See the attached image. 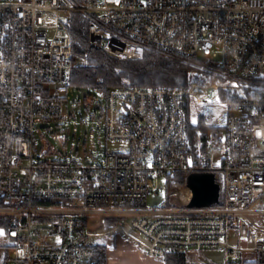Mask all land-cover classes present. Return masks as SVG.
Returning <instances> with one entry per match:
<instances>
[{
    "label": "built area",
    "instance_id": "obj_1",
    "mask_svg": "<svg viewBox=\"0 0 264 264\" xmlns=\"http://www.w3.org/2000/svg\"><path fill=\"white\" fill-rule=\"evenodd\" d=\"M74 14L90 49L156 53L203 81L80 94L73 60L87 54L73 49ZM71 100L88 118L99 112L106 138L128 149L98 161L38 152L37 120L64 118ZM209 102L224 104L227 121L192 146L189 107ZM194 172L223 181L221 205L188 206ZM159 189L163 204L143 206ZM262 199L264 0H0V264H109L104 240L118 231L150 256L221 247L228 260L252 226L264 230L251 218ZM252 249L264 262V239L254 236Z\"/></svg>",
    "mask_w": 264,
    "mask_h": 264
},
{
    "label": "rangeland",
    "instance_id": "obj_2",
    "mask_svg": "<svg viewBox=\"0 0 264 264\" xmlns=\"http://www.w3.org/2000/svg\"><path fill=\"white\" fill-rule=\"evenodd\" d=\"M78 60L80 61V58ZM191 81L201 82L203 80L197 72L191 71L188 76V83ZM84 91L85 90H82L79 93L83 95ZM71 104L72 100L65 111L64 118L62 119L45 121L40 119L37 120L34 134L37 140L36 149L38 152L45 150L49 146L54 150V154L44 153V156H60L70 152H76L86 161H98L103 158L106 149L113 151H126L128 149V142L126 140H108L106 138L105 120L103 117H100L99 112H97L94 118H88L84 102L76 104L75 107ZM189 114L190 121L193 124L203 120L209 126H223L227 121L228 110L222 103L215 104L209 102L200 105L191 104L189 107ZM72 144H74V146H72ZM219 182L221 188H223V181ZM222 194L223 192H221V195ZM166 198L167 194L165 189L156 190L147 197L143 206H161ZM255 207L264 208V199L260 200ZM251 218L256 224L264 225V215H252ZM126 230L132 232V229L129 226H126ZM118 232V234H109L104 241L110 242L117 238L115 244L118 245L119 242L120 245L124 244L125 241L121 238H124V234L121 231ZM251 232L259 236L264 235L263 229L255 226H252ZM7 241L8 240L3 234V231H0V243H5ZM128 241L131 242V240ZM212 249H220V247ZM195 250L197 249L188 248L186 249V252H194ZM206 263H215V261L210 260L209 262L206 261Z\"/></svg>",
    "mask_w": 264,
    "mask_h": 264
},
{
    "label": "trees",
    "instance_id": "obj_3",
    "mask_svg": "<svg viewBox=\"0 0 264 264\" xmlns=\"http://www.w3.org/2000/svg\"><path fill=\"white\" fill-rule=\"evenodd\" d=\"M86 23L81 15L74 14L69 25L74 52L87 54L86 62L79 61V58L73 60L70 83L74 87L88 92H98L108 87L126 84L173 87L188 83L190 69L159 54L146 52L142 57L119 58L104 50L90 49ZM211 127L218 128L207 125L203 120L196 124L189 121L188 133L192 146L196 141V135L199 132L204 135ZM221 204L222 201L217 203ZM185 253L186 250H168L165 256L166 263L185 264Z\"/></svg>",
    "mask_w": 264,
    "mask_h": 264
},
{
    "label": "crops",
    "instance_id": "obj_4",
    "mask_svg": "<svg viewBox=\"0 0 264 264\" xmlns=\"http://www.w3.org/2000/svg\"><path fill=\"white\" fill-rule=\"evenodd\" d=\"M255 206V212L252 215H264L260 213L264 208H256ZM254 236L264 239V235L259 236L250 230L249 237L242 241L245 249L242 250L240 255L236 258L227 260L225 251L221 247L220 249L203 248L197 249L194 252L187 251L185 253V264H208L206 261L209 262L210 260H214L215 263L209 264H264L258 253L252 249ZM121 238L125 241L122 245H120V242L118 245L115 244L117 238L107 242V257L109 264H167L165 257L150 256L142 252L136 244L129 242L125 237ZM231 241L236 244L234 235L231 236Z\"/></svg>",
    "mask_w": 264,
    "mask_h": 264
},
{
    "label": "water",
    "instance_id": "obj_5",
    "mask_svg": "<svg viewBox=\"0 0 264 264\" xmlns=\"http://www.w3.org/2000/svg\"><path fill=\"white\" fill-rule=\"evenodd\" d=\"M192 191L189 207H205L219 201L220 184L215 180L213 172H194L187 179Z\"/></svg>",
    "mask_w": 264,
    "mask_h": 264
}]
</instances>
